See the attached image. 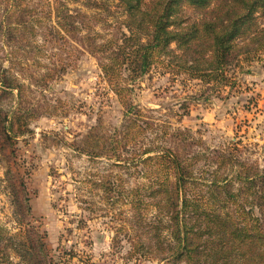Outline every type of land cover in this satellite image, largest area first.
<instances>
[{
    "label": "rangeland",
    "instance_id": "1",
    "mask_svg": "<svg viewBox=\"0 0 264 264\" xmlns=\"http://www.w3.org/2000/svg\"><path fill=\"white\" fill-rule=\"evenodd\" d=\"M34 1L0 0V79L16 76L14 88L0 80L5 233L18 242L36 232L51 264H187L167 249L171 222L167 211L161 219V198L153 193L174 183L173 161L186 176L180 200L189 196L194 218L220 214L226 236L234 225L264 231V55L233 69V86L203 83L161 64L138 77L125 72L121 100L78 31L47 42L55 18L46 11H35L28 39L22 32L8 39L3 16L7 21V11ZM83 3L69 6L88 13L91 39L118 32V8L111 6L102 21L107 12ZM53 65L60 72L47 78ZM160 230L161 245L153 235ZM218 233L204 232L202 240ZM244 244L248 254L235 252L224 264H264L258 257L264 239ZM6 252L11 264H41Z\"/></svg>",
    "mask_w": 264,
    "mask_h": 264
},
{
    "label": "trees",
    "instance_id": "2",
    "mask_svg": "<svg viewBox=\"0 0 264 264\" xmlns=\"http://www.w3.org/2000/svg\"><path fill=\"white\" fill-rule=\"evenodd\" d=\"M70 1L35 0L34 5H17L7 11L8 20H4L6 16H3L1 22L8 30V39H17V32H22L18 35L23 41L28 39L29 29L34 30L35 11H46L48 17L55 18L54 23L47 25V42L57 43L78 31L98 56L104 78L121 100L128 89L121 82L125 72L129 77H138L161 64L171 72L184 73L203 83L233 86L236 77L231 71L264 55V0H85V7L107 12L105 17L100 18L102 21H108L111 6L120 10L121 18L116 20L118 26L114 27L118 28V32L111 33L110 37L98 33L101 40H96V37L91 39L94 28L88 13L72 10ZM187 9L197 12L198 16H190ZM27 14L30 19H25ZM82 31L86 34H81ZM14 48L30 52L23 47ZM53 67L45 75L47 78L59 71L55 65ZM64 70L65 64H60V71ZM9 75L12 77L5 76L0 80L6 87L14 88L16 76ZM173 162H176L174 183L168 181L153 193L161 198V219L162 212L169 214L171 240H168L167 249L174 257L185 258L187 264H224L235 252L242 250L245 251L243 254H248L244 243L249 238L256 241L264 239L263 230L251 233L247 227L240 225L229 229L227 236L221 234L223 217L217 213L204 212L202 215L201 212L194 218L197 212L196 208H188L193 206L189 196L185 194L180 200L186 176L182 174L180 164ZM131 192L133 197L137 191ZM136 217L142 221L140 216ZM198 222L204 228L196 229ZM207 231L210 234L219 231V236L202 240V234ZM153 235L161 245L162 230L159 233L154 231ZM39 237L36 232L32 236L27 233L25 238L23 236L16 242L0 227V264H11L7 249H13L23 259L40 258L41 264H51ZM201 241L206 242L203 247ZM260 250L258 257H264V250ZM249 257H253L252 253Z\"/></svg>",
    "mask_w": 264,
    "mask_h": 264
}]
</instances>
